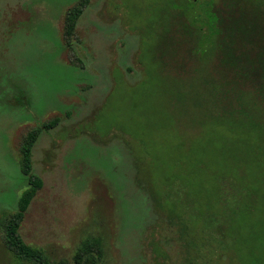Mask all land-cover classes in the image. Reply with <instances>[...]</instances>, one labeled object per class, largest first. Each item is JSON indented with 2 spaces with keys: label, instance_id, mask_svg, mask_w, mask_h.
Masks as SVG:
<instances>
[{
  "label": "rangeland",
  "instance_id": "1",
  "mask_svg": "<svg viewBox=\"0 0 264 264\" xmlns=\"http://www.w3.org/2000/svg\"><path fill=\"white\" fill-rule=\"evenodd\" d=\"M76 2L0 0V264H32L4 245V221L27 188L22 139L55 118L30 149L41 187L18 227L48 264H264V114L222 111L237 105L214 97L208 52L159 66L166 0H88L66 37ZM221 174L256 191L253 228L233 222L224 241L194 212Z\"/></svg>",
  "mask_w": 264,
  "mask_h": 264
},
{
  "label": "trees",
  "instance_id": "2",
  "mask_svg": "<svg viewBox=\"0 0 264 264\" xmlns=\"http://www.w3.org/2000/svg\"><path fill=\"white\" fill-rule=\"evenodd\" d=\"M166 1L169 11L165 27L155 33L157 43L154 57L157 56L159 66L167 65L163 60L170 56L176 68H184L190 64L191 58L186 60L187 54L208 52L215 59L214 69L222 73L221 87L215 90L214 97L218 102L225 97L228 106L229 100L237 105L236 109L229 111L222 110L220 104V110L248 117L252 115L244 108L251 105L255 107L253 110L264 114V0ZM87 3L88 0H78L68 9L65 15L66 37L73 35L75 21ZM150 51L152 53V49ZM175 74L177 76L180 73ZM246 96H250V99L242 101ZM57 122L55 118L33 127L22 139L20 172L26 178L27 188L19 197L13 215L4 221V245L16 257L32 264L48 263L39 251L24 244L18 233L24 213L41 187L40 179L31 174L30 149L38 134L52 128ZM252 126L264 129V122ZM225 180H229L230 184L226 185ZM216 181L215 200L207 203L203 211L195 207L194 212L199 219L202 218L205 230H220V239L224 241L223 231L231 230L233 222L236 230L253 228V224L246 228L245 222L255 211L252 196L256 191L245 183L235 181L231 175L221 174L216 177ZM227 189L233 191L230 193ZM75 260V264H93L90 256L82 254L77 255Z\"/></svg>",
  "mask_w": 264,
  "mask_h": 264
}]
</instances>
